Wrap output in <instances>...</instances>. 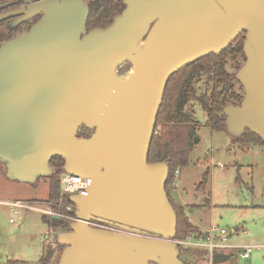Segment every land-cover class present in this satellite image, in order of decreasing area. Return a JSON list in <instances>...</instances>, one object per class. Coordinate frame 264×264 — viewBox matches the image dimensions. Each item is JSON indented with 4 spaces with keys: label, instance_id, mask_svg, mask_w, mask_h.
Listing matches in <instances>:
<instances>
[{
    "label": "water",
    "instance_id": "water-1",
    "mask_svg": "<svg viewBox=\"0 0 264 264\" xmlns=\"http://www.w3.org/2000/svg\"><path fill=\"white\" fill-rule=\"evenodd\" d=\"M22 2L0 14L17 17L15 25L40 16L0 45V164L9 180L33 184L59 157L65 173L87 181L68 196L77 221L57 236V264L194 263L170 242L169 162L147 160L157 114L174 73L244 33L235 73L243 98L223 108L224 131L264 143V0H123L110 25L91 30L83 0ZM124 64L130 70L118 74ZM80 128L93 133L78 137ZM227 260L214 256V264Z\"/></svg>",
    "mask_w": 264,
    "mask_h": 264
},
{
    "label": "rangeland",
    "instance_id": "rangeland-1",
    "mask_svg": "<svg viewBox=\"0 0 264 264\" xmlns=\"http://www.w3.org/2000/svg\"><path fill=\"white\" fill-rule=\"evenodd\" d=\"M83 1L87 3V0ZM7 21L8 27L15 25V21ZM23 33L19 31L15 36ZM237 64L243 65L240 57L228 58L224 69L235 74ZM129 70V65L124 64L118 68V74ZM194 88L197 97L208 96L213 88L221 89L204 74L197 77ZM233 91L243 96L238 81L233 82ZM185 110L198 122L194 136L198 142H192L187 164L178 168L177 186H169L172 206L183 212L188 206L193 212L188 214L187 221L195 229L219 227L228 233L238 231L237 236L230 238L231 243L264 245V145L250 136L234 143L225 131H212L205 124L206 114L198 102H190ZM77 134L87 137L91 131L80 128ZM206 172L207 183L199 188ZM48 184L46 179L33 184L9 180L0 164V264L12 259L40 264V257L45 258L49 251H52L49 264H57L62 251L57 236L64 231L50 230L41 213L21 209L13 212L4 205V202L20 200L40 206L38 203L48 200ZM191 255L195 262L190 264H209L204 251L191 252ZM227 255L228 260L221 264H264L263 249H254L247 260L234 251Z\"/></svg>",
    "mask_w": 264,
    "mask_h": 264
},
{
    "label": "trees",
    "instance_id": "trees-1",
    "mask_svg": "<svg viewBox=\"0 0 264 264\" xmlns=\"http://www.w3.org/2000/svg\"><path fill=\"white\" fill-rule=\"evenodd\" d=\"M22 1L0 0V3L16 2L14 5L5 7L4 11L17 7ZM87 5L89 7V16L86 23L87 30L107 27L112 23L113 17L118 15L124 8L122 0H87ZM33 23L23 22L7 29L6 21H0V44L17 37L15 34L19 31H24L25 33ZM243 41L244 37H240L236 45L229 46L228 49L223 50L219 54H209L182 68L174 73L166 84L147 160L149 164L169 162V176L165 184V191L170 204L169 186H172L174 171L187 164V155L191 150L195 129L198 126V122L186 112L185 108L192 101L198 102L206 114L205 124L212 131H224L225 115L222 112L223 108L227 104L238 105L243 98L241 94L233 91V82L236 81L235 74L227 73L224 66L228 58L236 59L240 57L243 62L245 61L242 52ZM235 68L238 70L240 66L237 64ZM201 74L211 77L215 87H221V89L213 88L208 96L204 94L197 97L194 87L197 77ZM247 136L256 139L260 144L264 145L259 137L249 131H246L241 137L231 138V140L234 143H240ZM78 137L82 136L78 135ZM49 166L52 173L41 179H46L49 182L47 201H57L60 197V176L64 172V161L59 157H54L51 159ZM207 176L208 172L203 176L199 188H203L206 185ZM64 201L67 204H71L67 196L64 197ZM173 209L177 217L176 238H184L189 233L198 232L197 229L188 223L183 211L174 207ZM47 224L50 230H61L64 232L70 230V224L65 221L50 220ZM51 258L52 251H49L46 253L45 258H40L39 262L40 264H49ZM6 264L25 263L7 260Z\"/></svg>",
    "mask_w": 264,
    "mask_h": 264
},
{
    "label": "built area",
    "instance_id": "built-area-1",
    "mask_svg": "<svg viewBox=\"0 0 264 264\" xmlns=\"http://www.w3.org/2000/svg\"><path fill=\"white\" fill-rule=\"evenodd\" d=\"M179 175L178 169L174 171V180L172 186L176 185V179ZM87 188V181L79 176L70 175L63 172L60 176V197L57 201H46L38 203L40 206H35L33 203L22 201L6 202L4 205L11 210H32L41 213L49 221H65L72 224L77 221L75 215V207L73 204H67L64 201L65 196L77 195ZM44 202V201H43ZM88 225L92 228L109 231L114 233H122L119 229L111 227L107 224L97 221H90ZM238 231L228 233L226 229L219 227H210L205 232L189 233L184 238H174L170 242L174 243L180 252L191 253L195 251L205 252L209 264H214V256L218 254L227 255L234 251L241 259L247 260L254 249H263L264 245H236L230 242V238L237 236ZM228 256V255H227Z\"/></svg>",
    "mask_w": 264,
    "mask_h": 264
},
{
    "label": "flooded vegetation",
    "instance_id": "flooded-vegetation-1",
    "mask_svg": "<svg viewBox=\"0 0 264 264\" xmlns=\"http://www.w3.org/2000/svg\"><path fill=\"white\" fill-rule=\"evenodd\" d=\"M122 3H123V0H122ZM0 4H1V3H0ZM86 4H87V3H86ZM22 5H23V2H21V4L18 5L17 7H15V8H14V7H13V8H9V9L4 10V11H3L4 8H3V9H0V14H1V13H4V12L11 11V10H15V9L19 8V7L22 6ZM26 6H27V5H26ZM123 6H124V4H123ZM124 7H125V6H124ZM123 9H124V8H123ZM39 17H40V16H36L35 18L26 21V23H27V22H34V23H35V22L39 19ZM16 18H17V17H12V18H9V19L15 21ZM7 20H8V19L5 20V21H6V28H7V29H10V28H12V27L15 26V25H14V26H12V27H10V26L8 27V26H7V22H8ZM34 23H33V24H34ZM240 37H244V33L240 34V35H239V36H238L233 42L230 43L229 46H234V45H236V44H237V41H238V39H239ZM227 49H228V48H227ZM225 50H226V49H225ZM243 63H244V62H243ZM127 65H128V64H127ZM129 68H130V65H129ZM236 72H237V71H236ZM90 131H91V134H92L93 131H92V130H90ZM91 134H90V135H91ZM90 135H89V136H90ZM193 139H194V138H193ZM182 253H186V252H182ZM190 254H191V253H190Z\"/></svg>",
    "mask_w": 264,
    "mask_h": 264
},
{
    "label": "crops",
    "instance_id": "crops-1",
    "mask_svg": "<svg viewBox=\"0 0 264 264\" xmlns=\"http://www.w3.org/2000/svg\"><path fill=\"white\" fill-rule=\"evenodd\" d=\"M176 186H177V183H176ZM25 200H27V201H39V200H43V201H45L44 199H34V200H29V199H24V201ZM15 201H20V200H15ZM4 203H6V202H4ZM6 206V205H5ZM185 206H187V205H185ZM10 209V208H9ZM11 210V209H10ZM14 212V211H13ZM193 211L191 210V209H189V207L187 206L186 207V209H185V211H184V215L186 216V218H187V216H188V214H190V213H192ZM44 219L46 220V223L49 221L47 218H45L44 217ZM197 228V227H196ZM198 229V228H197ZM208 229H206V230H199L198 229V231L199 232H205V231H207ZM43 251V250H42ZM41 258V257H40ZM13 260V259H12ZM16 261H18V260H16ZM21 262H23V261H21ZM25 264H26V262H24ZM6 264V263H5Z\"/></svg>",
    "mask_w": 264,
    "mask_h": 264
}]
</instances>
